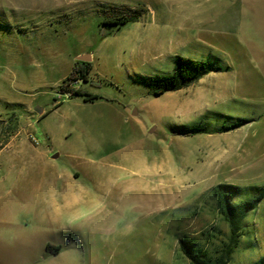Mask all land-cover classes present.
Wrapping results in <instances>:
<instances>
[{
    "label": "rangeland",
    "instance_id": "rangeland-1",
    "mask_svg": "<svg viewBox=\"0 0 264 264\" xmlns=\"http://www.w3.org/2000/svg\"><path fill=\"white\" fill-rule=\"evenodd\" d=\"M176 56L223 69L153 95ZM219 185L264 187V0H0V264H190L227 242ZM244 226L229 264L264 199Z\"/></svg>",
    "mask_w": 264,
    "mask_h": 264
},
{
    "label": "trees",
    "instance_id": "trees-1",
    "mask_svg": "<svg viewBox=\"0 0 264 264\" xmlns=\"http://www.w3.org/2000/svg\"><path fill=\"white\" fill-rule=\"evenodd\" d=\"M136 17H111L104 19L106 27H120L128 22H135ZM223 68L209 60L195 61L176 56L173 60V70L170 75L142 77L140 82L148 86L151 93L160 96L166 92L177 91L198 82L210 72L221 71ZM191 133H203L199 128H191ZM218 211L228 225L229 235L214 255L200 247L194 240L183 237L179 239L180 250L190 264H229L231 254L243 235L245 218L258 203L264 199V187L239 188L231 185H219L215 189ZM254 264H264V256Z\"/></svg>",
    "mask_w": 264,
    "mask_h": 264
},
{
    "label": "crops",
    "instance_id": "crops-1",
    "mask_svg": "<svg viewBox=\"0 0 264 264\" xmlns=\"http://www.w3.org/2000/svg\"><path fill=\"white\" fill-rule=\"evenodd\" d=\"M83 199H84V198H83ZM78 200H81V197H79V196H78V197L75 196V197H74V200H73V203H71L70 201H69V202H66L64 207L67 208V209H68V208H71V207H74V206L78 203Z\"/></svg>",
    "mask_w": 264,
    "mask_h": 264
},
{
    "label": "water",
    "instance_id": "water-1",
    "mask_svg": "<svg viewBox=\"0 0 264 264\" xmlns=\"http://www.w3.org/2000/svg\"><path fill=\"white\" fill-rule=\"evenodd\" d=\"M79 59H80V60H87V57H85V56H81Z\"/></svg>",
    "mask_w": 264,
    "mask_h": 264
}]
</instances>
